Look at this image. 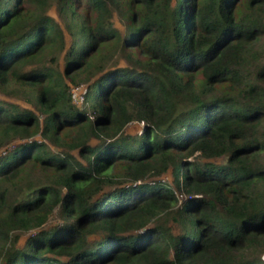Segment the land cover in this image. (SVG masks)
<instances>
[{"label":"trees","instance_id":"1","mask_svg":"<svg viewBox=\"0 0 264 264\" xmlns=\"http://www.w3.org/2000/svg\"><path fill=\"white\" fill-rule=\"evenodd\" d=\"M0 264H264V0H0Z\"/></svg>","mask_w":264,"mask_h":264},{"label":"rangeland","instance_id":"2","mask_svg":"<svg viewBox=\"0 0 264 264\" xmlns=\"http://www.w3.org/2000/svg\"><path fill=\"white\" fill-rule=\"evenodd\" d=\"M114 21H115V23L118 25V26H121V24H120V21L118 20V18H117V16H115V18H114ZM83 90V88L82 87H79V88H77V89H74L73 90V92H74V95H73V97L75 96V98H77V100H78V102H79V107L80 108H86V106H88V103L87 102H82V100L80 99V93H81V91ZM82 102V103H81ZM84 103V104H83ZM83 104V105H82ZM140 125H141V123H137V122H134V121H132L129 125H128V127H127V129H125L126 130V133H133L134 131H136V130H139V128H140ZM141 130V129H140ZM140 132V131H139ZM162 179H166L168 182H170V178H169V174L167 173L166 175H164L163 177H162ZM177 190V189H176Z\"/></svg>","mask_w":264,"mask_h":264},{"label":"built area","instance_id":"3","mask_svg":"<svg viewBox=\"0 0 264 264\" xmlns=\"http://www.w3.org/2000/svg\"><path fill=\"white\" fill-rule=\"evenodd\" d=\"M79 87H82V88H83V90H82L81 93H80V99L82 100V102H84V97H83V95H84V93H85V87H84V86H76V87L73 88V90H74V89H77V88H79ZM72 92H73V91H72ZM73 95H74V92H73ZM73 99H74V101H75L76 104H79V102H78L77 98H75V96L73 97ZM82 102H81V103H82Z\"/></svg>","mask_w":264,"mask_h":264}]
</instances>
